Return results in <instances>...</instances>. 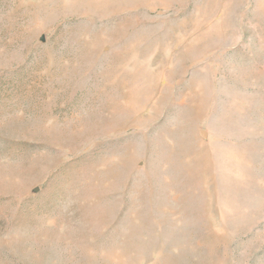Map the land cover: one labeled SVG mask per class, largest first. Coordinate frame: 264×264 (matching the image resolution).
I'll return each instance as SVG.
<instances>
[{"label":"rangeland","instance_id":"obj_1","mask_svg":"<svg viewBox=\"0 0 264 264\" xmlns=\"http://www.w3.org/2000/svg\"><path fill=\"white\" fill-rule=\"evenodd\" d=\"M0 264H264V0H0Z\"/></svg>","mask_w":264,"mask_h":264}]
</instances>
